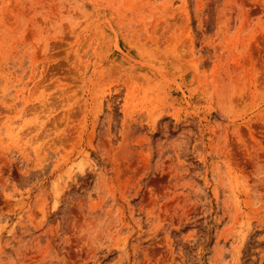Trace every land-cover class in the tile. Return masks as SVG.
I'll return each instance as SVG.
<instances>
[{
    "label": "rangeland",
    "instance_id": "374dc122",
    "mask_svg": "<svg viewBox=\"0 0 264 264\" xmlns=\"http://www.w3.org/2000/svg\"><path fill=\"white\" fill-rule=\"evenodd\" d=\"M0 264H264V0H0Z\"/></svg>",
    "mask_w": 264,
    "mask_h": 264
}]
</instances>
